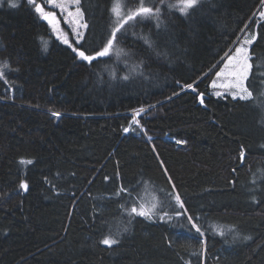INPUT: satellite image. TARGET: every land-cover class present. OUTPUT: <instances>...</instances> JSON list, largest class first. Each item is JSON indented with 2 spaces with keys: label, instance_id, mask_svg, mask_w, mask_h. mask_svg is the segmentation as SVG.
Returning <instances> with one entry per match:
<instances>
[{
  "label": "trees",
  "instance_id": "16d2710c",
  "mask_svg": "<svg viewBox=\"0 0 264 264\" xmlns=\"http://www.w3.org/2000/svg\"><path fill=\"white\" fill-rule=\"evenodd\" d=\"M17 3L0 4V264H264V4L197 0L182 14L179 0H143L158 18L129 22L88 63L73 49L95 56L113 9L140 0H79L80 39ZM252 35V98L215 95ZM141 205L151 218L131 213Z\"/></svg>",
  "mask_w": 264,
  "mask_h": 264
},
{
  "label": "snow or ice",
  "instance_id": "6c2138e0",
  "mask_svg": "<svg viewBox=\"0 0 264 264\" xmlns=\"http://www.w3.org/2000/svg\"><path fill=\"white\" fill-rule=\"evenodd\" d=\"M75 2L78 4L79 0H75ZM260 2L262 4H264V0H260ZM2 3H3V0H0V4H2ZM27 3L31 6H33L34 11L36 13H38L44 20H46L50 25H52L57 33L61 32V30L57 27L58 21L56 19L55 11H46L45 10V8L47 7L48 4L53 3L55 8H60L61 11L63 12L64 8L61 4L54 3V0H44L43 4H37L36 0H27ZM196 4H197V0H179V3L177 5H168V6L173 7V8H177L178 11H180L182 14H186L187 10L189 8H193L194 6H196ZM10 6L11 7H17L18 6L17 0H10ZM113 12L116 14L114 26L110 32V35H109V38H108L106 44L104 45L102 50L97 51L95 56H92V55H86L85 51H81V50H79V48L73 49V51L77 52L78 57L80 59H82L83 61H87L88 63H91L97 57H104V56L109 55L110 51L113 49L114 43L117 41V33H121V30L124 29V26L126 24H129V22H135L137 20V17H139L140 20L154 18V17L158 18L159 9L157 8L154 12L152 7H145L143 0H140V5L135 11L129 10L123 16H121L119 14V11L116 8L113 9ZM69 15H71V13H69ZM260 16L264 17V11L260 12ZM157 26H159V24H157ZM82 27L87 28V24L86 23L83 24ZM58 38H60V37H58ZM255 39H256V36L252 35L251 39H245L244 40V44L250 45ZM63 42L65 44L69 43L67 38H63ZM145 42L149 43L147 38H145ZM44 46L46 49V47H47L46 43ZM234 61L237 63L238 70L233 71L231 73V75L233 77H235V80L230 85H220V87L238 88L240 90L239 99L242 101H248L252 98V92L245 84V81L248 79V76L250 74V70L252 68V64L249 62L250 56L248 53V48H246L244 46L236 48L235 49V55L229 57L228 63L225 64V69H227L228 66L230 64H232ZM4 67H7V66L5 65ZM224 75H225V71H223V70L217 73V76H224ZM3 76H4V72H3L2 68H0V78H3ZM125 78H127V77H125ZM5 82H7V81H5ZM186 87L192 88L193 85L189 84ZM212 87H217L215 81L212 82ZM216 94L218 96L221 95V93H216ZM235 98H236V94H233V99H235ZM199 99H200V103L203 104L204 103V97H203L202 93L199 94ZM143 111H144V109H140L139 111H137L135 113V115L138 116L140 114V112H143ZM52 115L55 117H59L60 113L53 112ZM133 123L139 125L138 120L134 119ZM128 130H129L128 128L124 129L125 132H127ZM149 139H151V138L149 137ZM178 143H186V142L185 141H178ZM244 156H245V151L242 148L241 152H240L241 162H243ZM20 163L21 164H31L32 161L21 159ZM164 170L167 171V169H164ZM233 171H235V170H233ZM105 179H107V177H105ZM168 179L171 180V177H168ZM252 182L253 183L256 182L255 178L253 179ZM28 187L29 186H28L27 182H21L20 183V188H22L24 191H28ZM172 187L175 188V184H173ZM127 191H128L127 189H125V188H123V186H121V188L118 190V192L116 194L119 195L120 192H127ZM168 195L171 196L176 201L177 204H179L180 208L184 209L183 213L178 212L177 215L185 214L187 212V209L184 207V203L181 200L179 193H169ZM253 199H255V198H253ZM155 207L156 206L153 205L151 209L145 210L143 205H141V209L139 211L137 210L136 207L131 208V213H135L136 215L144 216L146 218H151V216L153 215V210L155 209ZM165 215H167V213H165ZM162 218L163 217H161V219ZM187 219L190 222H192V227L196 230V232L199 233L200 228L195 223L193 217L188 216ZM125 231H127V229H125ZM220 234L223 235L222 232ZM245 239L250 240L252 238L251 237H245ZM101 243L111 247L112 245H115L118 243V239H114L112 237H106L101 241Z\"/></svg>",
  "mask_w": 264,
  "mask_h": 264
},
{
  "label": "rangeland",
  "instance_id": "374dc122",
  "mask_svg": "<svg viewBox=\"0 0 264 264\" xmlns=\"http://www.w3.org/2000/svg\"><path fill=\"white\" fill-rule=\"evenodd\" d=\"M54 3H59L64 8V10L62 12L60 8H55L53 3L48 4L51 7V9H52V10H49V11H55L56 19L58 21L57 27L61 30L60 33H62V31H63L62 26L65 25L70 31H72V33H74V35L78 39H80V37L82 35V23H81L80 14L78 12V8H76L77 3L75 2V0H54ZM262 11H264V8H263ZM69 13H71V15H69ZM54 31H55V33H57L55 29H54ZM241 46H244V47L248 48V45H245L244 41H242L237 46V48L241 47ZM234 55H235V51L232 54H230L225 59V62H224V64L221 67L220 71H222V70L225 71V75L224 76H217V73L220 72L218 70V72H216V74H214L215 77L213 76L214 77L213 81H215L216 85H217V87H213L215 95H217L216 93H221V95H219V96L231 95L233 97V94H236V98H239L240 90L238 88H235V87H220V85H230L235 80V77H233L231 75V73L233 71L238 70L237 63L234 61L232 64H230L228 66L227 69H225V64L228 63L229 57L230 56H234ZM249 62L251 63V61H249ZM245 84L247 86V80L245 81ZM147 108L148 107H143L142 109H144V111H146ZM139 110L140 109H137L136 111L130 112V114L133 115V118L135 120L137 119V116L135 115V113L137 111H139Z\"/></svg>",
  "mask_w": 264,
  "mask_h": 264
}]
</instances>
